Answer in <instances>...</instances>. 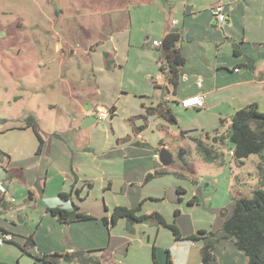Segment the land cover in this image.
Returning <instances> with one entry per match:
<instances>
[{"label": "crops", "instance_id": "crops-1", "mask_svg": "<svg viewBox=\"0 0 264 264\" xmlns=\"http://www.w3.org/2000/svg\"><path fill=\"white\" fill-rule=\"evenodd\" d=\"M172 8L174 12L165 15L161 36L143 40L145 49L152 47L156 51L134 55L137 60L151 66H145L140 72L146 89L134 90L138 100L129 109L128 101H124L121 107V99L131 93L122 81L134 44L125 35L116 37L119 32L111 35L109 39L113 48L97 50L95 55H79L74 49L75 54L69 56L53 54L52 60L59 59V64L50 67L48 75L59 79L57 90L52 92H58L60 103H48L49 111L44 109L43 114L30 109L24 118L30 114L36 117L44 140L43 152L37 158L29 159L34 157L39 146L36 136L35 142L30 139L26 152L19 157L13 158L3 150L9 156L0 158V232L1 228L9 229L10 225H16L17 237L24 239L32 235L36 245L31 249L39 254L81 252L69 263L59 258V264H93V259L100 264H117V250L128 253L134 246L128 236L140 234L147 241L140 236L137 240L141 245L135 248L143 250L147 263L152 251L153 264H157L153 248L162 246L170 250L174 264L172 247L179 250L180 243H184L183 264H203L200 245L189 239L176 240L167 226L151 219L134 224L125 218L113 222L111 216L116 206H139V213L151 215L158 212L184 235L199 230H219L222 215L211 228L193 221L189 225L188 213L191 211L187 212L186 208L199 206V188L191 189L185 208L184 195L188 194V189L177 182L165 184L161 181L164 176L173 173L183 176L184 170H187L183 166L172 167V163L164 165L160 161L162 148L172 151L162 131L178 142L177 146L187 141L190 135L218 127L222 120L229 125L232 114L244 106L257 103L260 109H264V58L257 60L254 70H250L239 64L242 56H237L234 46L242 38L253 43L264 42V0H177ZM220 8L226 12L224 21L218 20ZM186 11L189 13L187 21ZM117 18H112L110 23H118L120 28L117 29H122ZM174 20L176 23H173ZM238 22L243 25V30ZM170 33L175 35L172 42L175 52L171 54L179 59L176 83L167 75L169 67L163 44H153L154 39L162 42L164 36ZM61 48L57 44L55 50L60 52ZM90 50L84 51L89 53ZM82 60H87V64H82ZM201 93L205 95L204 108L182 106V99ZM97 105L114 110L105 121H113L123 112L132 124V133L115 132L112 153H107L109 158L105 162L102 155L93 150V125L101 121L94 115ZM167 109L175 116V122L166 114ZM183 110L189 112L188 118ZM91 116L95 117L94 120L90 119ZM24 119L17 127L24 131L33 130L32 127L22 128ZM54 119L60 123L59 128L46 129V125ZM87 119L90 122L83 127ZM138 119L143 121L137 122ZM1 122L5 123L6 119H1ZM182 130L192 131L184 135ZM149 133H153L154 138ZM42 163L47 167L44 176L34 171ZM2 187L5 192L1 191ZM174 188L179 190V197L173 200L169 195L174 196ZM61 193H67L68 198L62 197ZM11 196L15 200L11 201ZM192 199L194 202L190 203ZM73 202L78 205V212L92 218L67 223L69 227L64 232L67 224L61 223L49 208L72 209ZM104 218H107V223ZM123 220L128 236L123 232L114 234L115 226ZM162 228L169 231H164L163 235ZM119 236L125 237V240ZM162 236H165L164 242ZM226 243L232 244L229 240L222 241L218 261L221 264H243L242 252L233 244L228 251Z\"/></svg>", "mask_w": 264, "mask_h": 264}, {"label": "rangeland", "instance_id": "rangeland-1", "mask_svg": "<svg viewBox=\"0 0 264 264\" xmlns=\"http://www.w3.org/2000/svg\"><path fill=\"white\" fill-rule=\"evenodd\" d=\"M176 1L0 0V119H6L5 123L0 122V148L13 158L26 152L25 148L30 139L35 142L36 134L34 130L24 131L17 127L22 124L25 113L30 109H35L43 114L44 109L49 111L48 103H60L58 92H52L53 89L57 90L59 79L48 75V70L59 64V59L52 60L53 54L69 56L77 52L80 53L79 55L91 56L95 55L97 50H111L113 46L109 38L116 32H119V36L116 37L125 35L127 39H130L131 44H134L131 48L132 58L127 68L125 66L126 75L122 81L131 93L128 97L124 96L121 99L123 100L121 107L123 108L124 101L129 103L127 109L130 105L134 106L138 100L134 90L146 89L145 80L140 72L145 66H151L137 60L134 55L138 52L149 54L156 51L152 47L145 49L143 40L145 41L146 37L152 39L161 36L166 22L165 15L174 12L172 5ZM114 17H118L117 20L120 21L122 29H117L120 28L118 23L111 25L110 21ZM57 44L62 47L60 52L55 50ZM121 48L123 55L124 49ZM72 49L76 51L73 52ZM85 49L91 50L87 53ZM81 62L87 64V60ZM183 113L188 118L189 112L184 111ZM110 121L102 119L93 125L95 128L93 150L96 154L102 155L104 162L109 158L108 154L112 153L115 132L116 134L132 133V124L123 112H120L111 123ZM46 126L48 130L57 129L60 123L54 119ZM225 128V125H222L219 132ZM46 129L44 127V130ZM163 132L165 142H169L172 146L171 152L174 159L172 167L182 168L183 166L187 170H184L185 175L183 176L173 173L164 176L161 181L165 184L177 182L188 189V194L184 195L183 206L185 208L188 203L187 197L192 192L191 189L196 187V190L198 188L201 190L198 193L199 206L186 208L187 212L191 211L188 213L189 225L193 221L195 224L211 228L213 222L221 216V211L230 208L233 197L251 196L254 189L264 188V174L259 169L260 156L258 154L253 153L242 162H238L233 156L234 144L228 140L221 149L223 156L215 161H208L198 150L196 143L190 139L191 135L188 136L187 141L176 146L178 142L170 138L168 133ZM200 133L204 134V132L195 134ZM216 135V131L210 130L209 142L217 145ZM150 136L154 138L153 133ZM180 147L186 150L184 156L187 164L180 158ZM105 166L104 164V168ZM164 231L169 230L163 229V235ZM122 232L126 234L124 220L114 228V234L120 235ZM140 236L145 242L147 241L146 237L141 234L128 236L134 246L128 253L124 250H117V264H153L152 251H150V261L147 263L143 250L140 248L141 250L137 251L135 248L141 245V242L137 240ZM119 237L125 240V237ZM164 238L165 236H162L161 240L163 241ZM5 243L0 244L2 245L0 246V264H35L34 258L22 253L18 245L12 242ZM180 244L179 250L177 247H172L175 257L174 264L184 263L186 251L182 248L184 243ZM197 244L201 246L199 242ZM231 245L230 243L225 244L228 251L232 249Z\"/></svg>", "mask_w": 264, "mask_h": 264}, {"label": "trees", "instance_id": "trees-1", "mask_svg": "<svg viewBox=\"0 0 264 264\" xmlns=\"http://www.w3.org/2000/svg\"><path fill=\"white\" fill-rule=\"evenodd\" d=\"M189 19V13L185 14V20ZM238 25L243 30V25L238 22ZM172 33L164 36L162 44L166 55L169 69L166 71L170 80L176 83L175 78L179 69L176 67L179 59L174 57L171 52L172 42L174 39ZM235 53L240 58L239 64L245 66L250 70H254L257 60L264 58V42L253 43L245 41L243 38L234 43ZM174 60V61H173ZM165 70V68H163ZM172 121H176L175 116L170 109L166 110ZM226 120H222L220 125L213 130L217 132L216 143H210V131H205L204 134L191 135L190 138L196 143L198 150L203 154L206 160L215 161L223 156L221 149L230 140L234 144L233 156L238 162H242L251 154L256 153L260 156L259 169L264 174V110H261L257 103L249 104L236 110L231 116V123L227 125ZM225 125V129L219 132L220 127ZM32 127L39 140V146L34 154L37 158L44 150V140L39 131L36 117L32 114L25 119V125L22 127ZM192 131V130H191ZM190 130H182V134H189ZM186 150L181 148L179 155L181 160L187 164L184 156ZM7 154L0 149V158ZM9 156V155H7ZM34 170V169H33ZM47 167L41 164L36 173L45 175ZM61 196L68 198L67 193H61ZM193 203L194 200H190ZM78 205L73 202L72 209L61 207L49 208L50 212L57 217V219L67 224L70 222L84 221L92 217L81 212H78ZM139 206L131 208L125 206H116L113 209L111 219L116 222L120 218H125L130 224L137 222H144L146 220H153L157 224L165 225L170 228L176 240L189 239L201 244V259L203 264H221L218 261L217 254L223 240H229L239 251L242 252L245 259L243 264H264V188L254 189L251 196L233 197L232 204L229 209L221 211L223 217L221 227L219 230L207 232L206 230H199L196 233L184 235L179 228L173 224L168 223L162 214L154 212L151 215L140 212ZM107 223V218H104ZM17 226L13 224L9 229L1 228V232H11L13 239L10 241L19 246L21 251L29 254L34 258L35 264H59L58 259L63 258L65 263L71 262L74 258L79 257L81 252L74 253H36L31 249L36 245V241L32 235L22 238L17 237L15 233ZM154 261L157 263L156 250L154 246ZM169 264H173L170 255ZM93 264H100L98 260L93 259Z\"/></svg>", "mask_w": 264, "mask_h": 264}, {"label": "built area", "instance_id": "built-area-1", "mask_svg": "<svg viewBox=\"0 0 264 264\" xmlns=\"http://www.w3.org/2000/svg\"><path fill=\"white\" fill-rule=\"evenodd\" d=\"M226 18V12L225 9L220 8L218 12V20L224 21ZM173 23H176V20L173 21ZM154 45H161L162 42L154 39L153 40ZM181 104L185 108L193 107V108H204L205 107V95L204 94H197L193 95L187 98L182 99ZM114 113V110L110 107H106L104 105H97L94 109V115L98 119L106 120L110 117V115ZM2 192H5V188H1ZM10 200L13 201L15 198L13 196L10 197ZM1 206V203H0ZM13 239V234L11 232H0V244H3L6 241H11Z\"/></svg>", "mask_w": 264, "mask_h": 264}, {"label": "water", "instance_id": "water-1", "mask_svg": "<svg viewBox=\"0 0 264 264\" xmlns=\"http://www.w3.org/2000/svg\"><path fill=\"white\" fill-rule=\"evenodd\" d=\"M94 116H91L90 119L94 120ZM1 122V119H0ZM90 122V120H86L82 126L85 127L88 123ZM160 161L164 164V165H169L173 162V156L172 153L169 149L167 148H162L160 151ZM172 192L174 193V196H170V199H177L179 197V190L177 188H174L172 190ZM69 225L67 224L65 226V232L68 229ZM156 257H157V264H169V258H170V250L164 247H158L156 250Z\"/></svg>", "mask_w": 264, "mask_h": 264}]
</instances>
